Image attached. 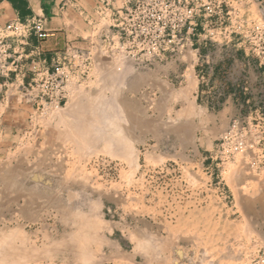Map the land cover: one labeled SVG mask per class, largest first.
<instances>
[{"label": "rangeland", "instance_id": "rangeland-1", "mask_svg": "<svg viewBox=\"0 0 264 264\" xmlns=\"http://www.w3.org/2000/svg\"><path fill=\"white\" fill-rule=\"evenodd\" d=\"M74 8L92 29L51 52L50 60L65 63L69 72L62 107L36 110L20 99L17 84L11 99L0 102V126L18 130L0 148V243L3 233L18 230L1 243L0 257L6 264H264V60L249 52L246 38L218 34L213 46H205L207 35L198 32L177 38L174 52L135 63L103 42L109 21H98L95 4ZM239 10L245 28L264 22L259 0H243ZM160 41L148 40L150 46ZM199 47L229 49L225 56L235 68L250 62L248 78L261 84L254 99L230 108L196 99ZM70 124L87 128L95 143H82L76 129L70 130L78 138H69ZM105 125L131 131L132 157ZM240 139L245 147H237ZM30 181L40 187L31 195Z\"/></svg>", "mask_w": 264, "mask_h": 264}, {"label": "built area", "instance_id": "built-area-1", "mask_svg": "<svg viewBox=\"0 0 264 264\" xmlns=\"http://www.w3.org/2000/svg\"><path fill=\"white\" fill-rule=\"evenodd\" d=\"M242 5L243 0H95L98 21H109L102 26L103 42L109 41L112 52L124 53L139 64L174 52L177 38L195 37L198 32L207 35L205 46L209 42L213 46L218 34L242 42L246 38L249 52L264 60V22L245 28ZM47 22L36 16L28 23L14 20L0 27V102L11 99L8 92L16 84L20 99L38 111L60 108L65 102L69 72L65 63L44 56L43 44L54 36ZM152 36L161 43L150 46ZM78 53L68 49L70 55ZM237 144L246 146L242 139Z\"/></svg>", "mask_w": 264, "mask_h": 264}, {"label": "crops", "instance_id": "crops-1", "mask_svg": "<svg viewBox=\"0 0 264 264\" xmlns=\"http://www.w3.org/2000/svg\"><path fill=\"white\" fill-rule=\"evenodd\" d=\"M259 1L264 9V0ZM86 2L95 4V0H4L0 3V27L14 20L28 23L36 16L46 17L48 31L55 32V37L43 44L44 56L50 60L51 52L70 41L67 37L76 35L85 39L91 31L87 19L82 18L74 8ZM199 52L200 58L194 66L199 83L198 90L194 92L196 99L224 102V107L228 108L233 107L236 101L254 99L252 92L261 84L249 80V71L248 74L246 71L251 69L250 62L241 64L239 61L240 67L235 68L236 61L234 63L225 56L230 52L227 48H199ZM16 132L18 130L14 126H0V148L3 149L4 143L14 138Z\"/></svg>", "mask_w": 264, "mask_h": 264}, {"label": "bare ground", "instance_id": "bare-ground-1", "mask_svg": "<svg viewBox=\"0 0 264 264\" xmlns=\"http://www.w3.org/2000/svg\"><path fill=\"white\" fill-rule=\"evenodd\" d=\"M52 33L54 34L53 37H55V32H52ZM51 38H52V37H51ZM49 39H50V38H49ZM137 77H138V76H137ZM135 79H137V78L135 77ZM138 79H139V78H138ZM132 80H133V79H132ZM143 80H144V79H143ZM141 81H142V79H141ZM142 82H143V81H142ZM144 82H145V81H144ZM108 83H109V82H108ZM131 83H132V82H131ZM138 83H139V82H138ZM108 85H109V84H108ZM112 85H114V84H112ZM112 85H111V86H112ZM120 86H121V85H120ZM131 86H132V85H131ZM163 86H164V85H163ZM127 87H128V86H127ZM109 88H110V87H109ZM131 88H132V87H131ZM119 89H120V88H119ZM126 89H127V88H126ZM116 90H117V89H116ZM122 90H123V88H122ZM134 91H135V90H134ZM114 93H115V92H114ZM166 94H167V93H166ZM120 95H122V93H121ZM76 99H77V98H76ZM85 99H88V98L86 97ZM94 99H95V96H94ZM170 99H171V98H170ZM97 101H98V99H97ZM113 101H114V100H113ZM73 102H74V101H73ZM92 102H93V101H92ZM122 103H123V102H122ZM97 104H98V103H97ZM117 104H118V103H117ZM95 105H96V104H95ZM103 105H105V104H102L101 106H103ZM119 105H120V104H119ZM92 106H93V105H92ZM98 106H100V105H98ZM101 106H100V107H101ZM114 106H115V105H114ZM192 106H193V105H192ZM192 106H191V107H192ZM103 107H104V106H103ZM118 107H119V106H118ZM122 107H123V106H122ZM85 108H86V107H85ZM101 108H102V107H101ZM105 108H106V107H105ZM97 109H98V108H97ZM122 109H123V114L126 113V112H124V108H122ZM102 110H103V108H102ZM102 110H101V111H102ZM106 110H107V109H106ZM113 111H115V110H113ZM138 111H139V110H138ZM61 112H62V111H61ZM130 112H131V111H130ZM190 112H191V111H190ZM190 112H189V114L192 113V112H191V113H190ZM128 113H129V112H128ZM67 114H68V113H67ZM80 114H81V113H80ZM126 114H127V113H126ZM189 114H187V115L189 116ZM196 114H197V113H196ZM68 115H69V114H68ZM104 115H106V114H104ZM112 115H113V114H112ZM118 115H119V114H118ZM129 115H130V114H129ZM141 115H142V114H141ZM198 115H199V114H198ZM198 115H196V116H198ZM70 116H73V114L70 115ZM116 116H117V115H116ZM126 116H127V115H126ZM188 116H187V118H188ZM79 117H80V116H79ZM99 117H100V115H99ZM103 117H104V116H103ZM107 117H108V116H107ZM114 117H115V116H114ZM118 117H119V116H118ZM118 117H117V118H118ZM120 117H121V115H120ZM74 118H75V116H74ZM105 118H106V117H105ZM115 118H116V117H115ZM123 118H124V117H123ZM128 118H129V117H128ZM138 118H139V117H138ZM189 118H190V117H189ZM63 119H64V118H63ZM79 119H80V118H79ZM98 119H99V118H98ZM118 119H119V118H118ZM118 119H116L115 121H117ZM52 120H53V119H52ZM77 120H78V119H77ZM101 120H102V119H101ZM106 120H107V119H106ZM136 120H137V119H136ZM136 120H135V121H136ZM60 121H61V120H60ZM86 121H87V120H86ZM95 121H97V120H95ZM95 121H94V122H95ZM103 121H104V120H103ZM111 121H112V125H113V126H114L115 123H116V124H119V123L115 122L114 120H111ZM119 121H121V120H119ZM119 121H118V122H119ZM127 121H128V120H127ZM132 121H133V120H132ZM206 121H207V120H206ZM77 122H78V121H76V124L74 125V127H75V126H76V127L78 126V125H77ZM113 122H115V123H113ZM143 122H145V121H143ZM147 122H148V121H147ZM172 122H173V121H172ZM61 123H62V121H61ZM71 123H74V122H71ZM78 123H79V122H78ZM80 123L82 124V122H80ZM96 123H97V122H96ZM109 123H110V122H109ZM123 123H125V122L123 121ZM141 123H142V122H141ZM184 123H186V122H184ZM192 123H193V122H192ZM202 123H203V122H202ZM47 124H48V123H47ZM84 124H85V123H84ZM88 124H89V122H88ZM90 124H91V123H90ZM99 124H100V123H99ZM116 124H115V127H116ZM128 124H129V123H128ZM132 124H133V123H132ZM139 124H140V123H139ZM166 124H167V123H166ZM170 124H171V123H170ZM187 124H188V123H187ZM62 125H63V123H62ZM67 125H68V124H67ZM70 125H72V126H70ZM70 125H69L70 128H69V126H67L69 129H68L67 127H65V128H67V129L69 130V131H68L69 136H70L71 130H72V132H73V130L76 129V128H73V124H70ZM97 125H98V123L96 124V126H97ZM107 125H108V128H109V125H110V124H107ZM107 125H105V126H104V129H103V131H104L105 133H107V132L110 130V129L108 130ZM119 125H120V124H119ZM119 125H118V126H119ZM176 125H177V124H176ZM185 125H186V124H185ZM57 126H58V124H57ZM90 126H91V125H90ZM125 126H126V125H125ZM143 126H144V125H143ZM149 126H150V125H149ZM192 126H193V125H192ZM54 127H55V125H54ZM71 127H72V128H71ZM79 127L82 128L81 125H80ZM84 127H85V126L83 125V128H84ZM88 127H89V126H88ZM92 127H95V126L92 125ZM119 127H120V126H119ZM175 127H176V126H175ZM80 128H77L76 130H77V132L80 133V134L78 133V134H79L78 137L81 138V142H82L83 140H84V141H87V140L90 141V140H92L93 138H96V137L93 135L94 131H93L92 136H91V137H93V136H94V137H93L92 139H90V137L88 136V135H90V134H88L89 131L85 132V130H86L87 128H84V129H82V130H81ZM97 128H98V127H97ZM110 128H111V127H110ZM196 128H197V127H195V129H196ZM70 129H71V130H70ZM89 129H90V128H89ZM91 129H92V128H91ZM98 129H99V128H98ZM98 129H97V130H98ZM101 129H102V128H101ZM105 129H107L108 131H106ZM113 129H114V131H112ZM113 129L110 130V131H112L113 133H112V134L109 133V134H111L112 136L108 134L109 136H111V137H110L111 140H115V141H114L115 143L112 142V141H111V142L114 143V144H116V140H119V139H120L121 141H123V142H126L125 144L122 143L123 145L120 144L121 146H120L119 144H118V145L120 146V149H121V150H126V156H127V157H128V156H129V157H132L131 155H132L133 152H134V151H133V150H134V147H133L132 152H131V149H132V148H131L130 150L127 149V148L130 147V144H131V146H132V143H130L131 138H130V137H127V135L130 134L131 131L126 135V134H125V131L123 130V128H118V129H117V128H113ZM189 129H190V128H189ZM76 130H75V132H76ZM94 130H95V128H94ZM125 130H126V128H125ZM130 130H131V129H130ZM163 130H164V129H163ZM174 130H175V129H174ZM91 131H92V130H91ZM91 131H90V133H91ZM110 131H109V132H110ZM186 131H187V130H186ZM77 132H76V133H77ZM95 132H96V131H95ZM127 132H128V129H127ZM187 132H188V131H187ZM84 133H85V134H84ZM86 133H87L88 135H87ZM164 133H165V132H164ZM78 134H77V135H78ZM94 134H95V133H94ZM98 134H99V132H98ZM98 134L96 133L95 135L99 136ZM77 135H73V134L71 133V136H73V137L76 136V138H78ZM104 135H105V137H106L107 134H104ZM125 135H126V137H125ZM131 135H133V134H131ZM71 136H70L69 138H71ZM109 136H108V137H109ZM129 136H130V135H129ZM73 137H72V138H73ZM155 137H156V136H155ZM166 137H167V136H166ZM74 138H75V137H74ZM103 138H104V136L102 135V136L100 137V140H101V141H102V140L104 141ZM129 138H130V139H129ZM133 138H134V137H133ZM128 139H129V140H128ZM136 139H138V138H136ZM183 139H184V138H183ZM71 140H72V139H71ZM71 140H70V141H71ZM98 140H99V139H98ZM98 140H97V141H98ZM133 140H134V139H133ZM173 140H174V139H173ZM180 140H181V139H180ZM72 141L74 142V140H72ZM72 141H71V142H72ZM84 141H83L82 143H84ZM89 141H87V142H85V143H86L87 145H90L91 142H89ZM94 141H95V140H94ZM97 141H96V142H97ZM103 141H102V142H103ZM121 141H120V142H121ZM68 142H69V141H68ZM92 142H93V140H92ZM104 142H105V141H104ZM117 142H118V141H117ZM131 142H132V141H131ZM136 142H138V141H136ZM77 143H79L78 146H80V147L83 145L82 147H85V148H86V146H87V145L84 146L85 143H84V144L81 143V145H80V140H79V139H77ZM88 143H89V144H88ZM94 143H95V142H93V144H94ZM109 143H110V142H109ZM118 143H119V142H118ZM129 143H130V144H129ZM134 143H135V142H134ZM93 144H92V145H93ZM97 144H98V143H97ZM97 144H96V145H97ZM75 145H76V144H75ZM103 145H104V144H103ZM107 145H108V144H107ZM112 145H113V144H112ZM78 146H77V147H78ZM115 146H116V145H115ZM119 146H118V147H119ZM123 146L125 147V149H124ZM87 147H88V146H87ZM95 147H96V146H95ZM78 148H79V147H78ZM92 148H93V147H92ZM101 148H103V146H102ZM101 148H100V150H101ZM107 148H110V145H109ZM107 148H106V150H107ZM111 148H112V147H111ZM116 148H117V147H116ZM56 149H57V148H56ZM56 149H55V150H56ZM103 149H104V148H103ZM112 149H113V148H112ZM112 149H111V150H112ZM114 149H115V148H114ZM114 149H113V150H114ZM117 149H118V148H117ZM120 149H118V150H120ZM59 150H60V148H59ZM72 150H73V149H72ZM104 150H105V149H104ZM108 150H109V149H108ZM108 150H107V151H108ZM118 150H117V151H118ZM60 151H61V150H60ZM85 151H87V150H85ZM107 151H106V152H107ZM129 151H130V152H129ZM57 152H58V151H57ZM88 152H89V151H88ZM103 152H104V151H103ZM112 152H113V154H114V151H112ZM122 152H123V151H122ZM124 152H125V151H124ZM124 152L122 153L123 155H124ZM127 152H128L129 154H131V155H127ZM51 153H52V152H51ZM89 153H90V152H89ZM120 153H121V151H120ZM58 154H59V153H58ZM107 154H108V152H107ZM136 154H137V153H136ZM59 155H60V154H59ZM92 155H93V154H92ZM115 155H116V154H115ZM41 156H42V155H41ZM45 156H46V155H45ZM88 156H89V155H88ZM118 156H119V155H118ZM46 157H47V156H46ZM59 157H61V156H59ZM129 157H128V158H129ZM41 158H42V160H43L44 157H41ZM119 158H120V157H119ZM49 159H52V158H49ZM131 159H132V158H131ZM42 160H41V161H42ZM60 160H61V159H60ZM129 160H130V159H129ZM45 161H46V160H45ZM43 162H44V161H43ZM43 162H42V164H43ZM49 162H50V161H49ZM52 162H53V161H52ZM23 163H24V162H23ZM38 163H39V162H38ZM60 163H61V161H60ZM60 163H59V164H60ZM62 163H63V162H62ZM62 163H61V165H63ZM45 164H47V163H45ZM59 164H58V167H57V168H59ZM36 165H39V164H36ZM76 165H77V164H76ZM63 166H64V165H63ZM63 166H62V167H63ZM77 166H78V165H77ZM52 167H53V166H52ZM64 167H65V166H64ZM39 168H40V167H39ZM61 169H62V168H61ZM64 169H65V168H64ZM71 169H72V168H71ZM54 170H55V169H54ZM62 170H63V169H62ZM60 171H61V170H60ZM72 171H73V170H72ZM32 172H33V171H32ZM49 172H50V171H49ZM57 172H58V171H57ZM247 172H248V171H247ZM249 172H250V171H249ZM18 173H19V172H18ZM73 173H74V171H73ZM85 173H86V172H84V174H85ZM52 174H53V173H52ZM31 175H32V174H31ZM40 175H41V174H40ZM42 175H43V174H42ZM49 175H50V174H49ZM56 175H57V174H56ZM73 175H74V174H73ZM250 175H251V174H250ZM26 176H27V175H26ZM24 177H25V176H24ZM19 178H20V177H19ZM64 178H65V177H64ZM64 178H62V179H64ZM67 178H68V177H67ZM26 179H27V178H26ZM62 179H61V180H62ZM65 179H66V178H65ZM65 179H64V180H65ZM20 180H21V178H20L19 180H17V181H20ZM23 180H24V179H23ZM58 180H59V179H58ZM56 181H57V180H56ZM8 182H10V180H9ZM21 182H23V181H21ZM30 182H31V183H29V184H30V185L33 184L34 186L32 185V187H28L27 189L25 188L26 190H30V191H29L30 193L28 192L29 195H31V192L34 191V189H35L36 187L38 188V185H37L38 183H37V184H36V183L34 184L32 181H30ZM24 184H25V183H24ZM27 184H28V183H27ZM42 184H43V183H42ZM66 184H67V183H66ZM7 185H8V184H7ZM27 186H29V185H27ZM57 186H58V185H57ZM62 186H63V185H62ZM62 186H61V187H62ZM46 187H47V186H46ZM54 187H55V186H54ZM21 188H22V187H21ZM21 188H20V189H21ZM37 188H36V191H38V190L40 189V187H39V189H37ZM47 188H48V187H47ZM49 189H50V188H49ZM57 189H58V188H57ZM66 189H67V188H66ZM5 190H6V189H5ZM47 190H48V189H47ZM5 192H6V191H5ZM24 192L26 193V191H24ZM53 192H54V191H53ZM8 193H9V192H8ZM21 193L24 194L23 192H21ZM21 193H20V195H21ZM28 193H27V195H28ZM32 193H33V192H32ZM18 194H19V193H18ZM74 194H75V193H74ZM24 195H25V194H24ZM29 195H28V196L25 195L26 197H23V198H24V199H25V198L28 199L27 197H29ZM33 195H34V194H33ZM42 195H43V194H42ZM21 196H23V195H21ZM45 196H46V195H45ZM15 197H16V196H15ZM19 197H20V196H19ZM19 197H18V198H19ZM42 197H43V196H42ZM21 198H22V197H21ZM55 198H56V197H55ZM73 198H74V197H73ZM73 198H72V199H73ZM16 199H17V197H16ZM26 199H25V200H26ZM31 199H32V197H31ZM31 199H30V197H29L28 201H26V202L28 203ZM38 199H39V198H38ZM46 199H47V198H46ZM68 199H69V198H68ZM261 199H262V198H261ZM5 200H6V199H5ZM14 200H15V199H14ZM250 200H251V199H250ZM9 201H10V200H9ZM47 201H49V200H47ZM53 201H54V200H53ZM53 201H52V202H53ZM256 201H257V200H256ZM259 201H260V200H259ZM31 202H32V204L34 203L32 200H31ZM29 203H30V202H29ZM29 203H28V204H29ZM62 203H63V202H62ZM91 203H92V202H91ZM94 203H95V202H94ZM89 204H90V203H89ZM92 205H94V204L92 203ZM32 206H33V205H32ZM36 206H37V205H36ZM40 206H41V205H40ZM90 206H91V205H90ZM259 206H260V205H259ZM38 207H39V206H38ZM77 207H78V206H77ZM94 207H95V206H94ZM31 208H32V207H31ZM24 209H25V208H24ZM74 209H75V208H74ZM20 210H21V209H20ZM32 210H33V209H32ZM77 210H78V209H77ZM91 210H92V209H90V211H91ZM28 211H29V210H28ZM78 211H79V210H78ZM78 211H76V212H78ZM78 213L80 214V212H78ZM83 214H84V213H83ZM76 215H78V214L76 213ZM85 215H86V214H85ZM95 216H97V214H96ZM80 217H81V216H80ZM92 217H93V216H92ZM85 218H86V217H85ZM85 218H84V219H85ZM88 218H89V217H88ZM90 218H91V216H90ZM82 219H83V217H82ZM92 219H93V218H92ZM94 219H95V217H94ZM96 219H97V218H96ZM85 220H86V219H85ZM88 221L91 222V219H90V220L88 219ZM94 221H95V220H94ZM90 225H91V224H89V225H87V226H90ZM102 226H103V223H102ZM90 227H91V229H93L92 226H90ZM86 229H88V228H86ZM16 230H17V229H15V230L13 229V230H11L10 232H8V233H6V234L2 232V233L4 234V235H3L4 237H2L3 239L1 238V239L3 240V242H2V240H1L2 245H3V243L5 244V242H6L7 239H8V241H10V239L16 237V235H15V233H16L15 231H16ZM88 230H89V229H88ZM93 230H94V229H93ZM17 232H18V230H17ZM90 232H91V231H90ZM92 233H94V231H93ZM0 234H1V233H0ZM16 234H17V233H16ZM81 234H82V233H81ZM81 234H80V236H81ZM97 234H98V233H97ZM72 235H73V234H71L70 236H72ZM149 235H150V234H149ZM86 236H88L87 233H85L82 237H80V238H84V239H83V240H84V241H83V245H84V243H85V239H87ZM91 236H92V234H91ZM72 237H73V236H72ZM151 237H152V236H151ZM80 238H79V239H80ZM144 238H145V237H144ZM155 238H156V237H155ZM4 239H6V240H4ZM17 239H18V238H17ZM89 239H91V237H90ZM147 239H148V238H147ZM149 239H150V238H149ZM153 239H154V238H153ZM153 239H152V240H153ZM99 240H100V239H99ZM145 240H146V239H145ZM87 241H88V240H87ZM92 241H93V240H92ZM92 241H91V242H92ZM105 241H107V240H105ZM148 241H149V240H148ZM150 241H151V240H150ZM154 241H156V240L154 239L153 242H154ZM157 241H158V240H157ZM24 242H25V241H24ZM151 242H152V241H151ZM159 242H160V241H159ZM162 242H163V241H162ZM1 243H0V245H1ZM98 243H99V242H98ZM145 243L147 244L148 242L145 241ZM145 243H144V244H145ZM154 243H155V242H154ZM168 243H169V242H168ZM140 244H141V243H140ZM144 244H141V245H144ZM148 244H150V243H148ZM160 244H161V243H160ZM160 244H159V245H160ZM162 244H163V243H162ZM85 245H86V244H85ZM85 245H84V247H85ZM150 245H151V244H150ZM157 245H158V244H157ZM80 246H81V245H80ZM139 246H140V245H139ZM167 246H168V245H167ZM3 247H5V246H3ZM150 247H151V246H150ZM159 247L161 248V246H159ZM80 248H81V247H80ZM142 248H145V246L142 247ZM142 248H141V249H142ZM15 249H16V248H15ZM151 249H153V247H152ZM10 250H11V249H10ZM82 250H83V249H82ZM85 250H86V249H85ZM87 250H88V249H87ZM5 251H6V250H5ZM32 251H33V250H32ZM140 251H141V250H140ZM142 251H144V250H142ZM7 252H8V251H7ZM27 252H28V251H27ZM157 252H158V251H157ZM8 253H9V252H8ZM84 253H85V251H84ZM84 253H83V254H84ZM89 253H90V252H89ZM89 253H88V254H89ZM0 254H1V253H0ZM3 254H4V253H3ZM3 254H2V255H3ZM22 254H23V253H22ZM24 254H25V253H24ZM24 254H23V255H24ZM30 254H31V253H30ZM88 254H87V256H88ZM150 254H152V252H151ZM5 255H6V254H5ZM23 255H22V256H23ZM85 255H86V254H84V256H85ZM0 256H1V255H0ZM34 256H35V255H34ZM84 256H83V257H84ZM91 257H92V256H91ZM91 257H88V258H87V257H84V260L86 259L85 261H87V259H89V258H91ZM3 258H4V260H6V259H5V256H4ZM20 258H21V257H20ZM20 258H19V259H20ZM24 258H25V257H24ZM27 258H28V256H27ZM27 258H26V259H27ZM92 258H93V257H92ZM81 259H83V258H81ZM90 260H91V259H90ZM88 261H89V260H88ZM9 262H10V261H9ZM4 263L6 264L7 261H3L2 257H0V264H4ZM83 263H84V262H83ZM85 263H86V262H85ZM20 264H21V263H20ZM87 264H88V263H87Z\"/></svg>", "mask_w": 264, "mask_h": 264}, {"label": "water", "instance_id": "water-1", "mask_svg": "<svg viewBox=\"0 0 264 264\" xmlns=\"http://www.w3.org/2000/svg\"><path fill=\"white\" fill-rule=\"evenodd\" d=\"M4 0H0V3L3 2Z\"/></svg>", "mask_w": 264, "mask_h": 264}]
</instances>
